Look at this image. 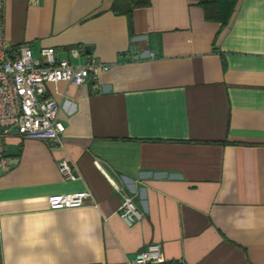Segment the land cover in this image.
I'll use <instances>...</instances> for the list:
<instances>
[{
    "label": "crops",
    "instance_id": "0c3cea01",
    "mask_svg": "<svg viewBox=\"0 0 264 264\" xmlns=\"http://www.w3.org/2000/svg\"><path fill=\"white\" fill-rule=\"evenodd\" d=\"M137 1L4 0L15 50L111 68L47 84L61 143L4 138L0 264H131L151 243L185 264H264V0H237L226 22L201 0ZM77 191L83 206L49 208ZM125 195L143 213L132 225Z\"/></svg>",
    "mask_w": 264,
    "mask_h": 264
},
{
    "label": "built area",
    "instance_id": "2783aa9c",
    "mask_svg": "<svg viewBox=\"0 0 264 264\" xmlns=\"http://www.w3.org/2000/svg\"><path fill=\"white\" fill-rule=\"evenodd\" d=\"M38 4L39 0H30ZM76 55L78 51L75 52ZM154 53L151 52V56ZM111 64L99 60H89L83 65H74L69 60L58 58L54 47H43L36 56L30 44L23 43L15 50L5 34L4 0H0V166L5 168L4 138L16 133L23 138L43 140L50 144L63 141L66 125L59 118L60 103L55 98L46 97L47 84L70 82L75 85L92 83L97 85L103 72ZM98 167L110 178L118 191L123 189L109 177L100 162ZM66 180L77 178L67 160L59 163ZM91 198L89 191L57 193L48 197L50 209L77 208ZM119 213L128 225L143 217L131 196L125 195ZM131 264H185L169 260L161 244L151 243L136 252Z\"/></svg>",
    "mask_w": 264,
    "mask_h": 264
},
{
    "label": "trees",
    "instance_id": "16d2710c",
    "mask_svg": "<svg viewBox=\"0 0 264 264\" xmlns=\"http://www.w3.org/2000/svg\"><path fill=\"white\" fill-rule=\"evenodd\" d=\"M237 0H201V5L205 10L207 18L228 20ZM139 2L137 0H130V9H132Z\"/></svg>",
    "mask_w": 264,
    "mask_h": 264
},
{
    "label": "water",
    "instance_id": "95a60500",
    "mask_svg": "<svg viewBox=\"0 0 264 264\" xmlns=\"http://www.w3.org/2000/svg\"><path fill=\"white\" fill-rule=\"evenodd\" d=\"M85 51L88 53L90 51V45L85 46Z\"/></svg>",
    "mask_w": 264,
    "mask_h": 264
}]
</instances>
